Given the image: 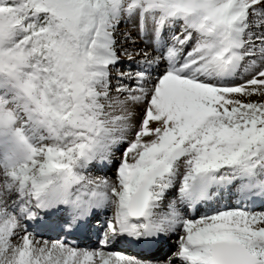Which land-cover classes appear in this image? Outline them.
<instances>
[{
    "label": "snow or ice",
    "instance_id": "obj_1",
    "mask_svg": "<svg viewBox=\"0 0 264 264\" xmlns=\"http://www.w3.org/2000/svg\"><path fill=\"white\" fill-rule=\"evenodd\" d=\"M0 264H264V0H0Z\"/></svg>",
    "mask_w": 264,
    "mask_h": 264
}]
</instances>
